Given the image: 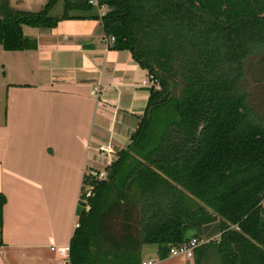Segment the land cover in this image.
Returning <instances> with one entry per match:
<instances>
[{"label": "trees", "instance_id": "16d2710c", "mask_svg": "<svg viewBox=\"0 0 264 264\" xmlns=\"http://www.w3.org/2000/svg\"><path fill=\"white\" fill-rule=\"evenodd\" d=\"M58 1L27 11L0 0L1 46L34 47L25 25L100 18L110 48L129 50L159 83L129 145L94 178L68 264H142L148 245L163 259L213 224L219 239L195 249L196 264L209 245L220 264H264V104L254 90L264 66L251 81L264 63V0H99L103 16L88 0H64L53 15Z\"/></svg>", "mask_w": 264, "mask_h": 264}, {"label": "crops", "instance_id": "0c3cea01", "mask_svg": "<svg viewBox=\"0 0 264 264\" xmlns=\"http://www.w3.org/2000/svg\"><path fill=\"white\" fill-rule=\"evenodd\" d=\"M48 2L10 0L27 11ZM57 9L61 15L64 0L53 15ZM23 29L34 47L8 51L0 44V264H68L57 249L70 246L85 179L129 145L148 103L150 73L129 50L107 46L100 18ZM101 162L104 168L95 166ZM154 255L156 247L146 246L143 262L196 264Z\"/></svg>", "mask_w": 264, "mask_h": 264}, {"label": "built area", "instance_id": "2783aa9c", "mask_svg": "<svg viewBox=\"0 0 264 264\" xmlns=\"http://www.w3.org/2000/svg\"><path fill=\"white\" fill-rule=\"evenodd\" d=\"M88 1L91 5H93L98 9L99 15L101 16L105 15L109 10V7L105 4H101L99 0H88ZM114 42H115L114 36H106L105 43L107 44L108 47H112L114 45ZM145 85L149 87L154 85L156 87H159L158 80L152 74H149V78L147 81H145ZM101 150L103 152H107L108 154L114 153V150L110 146L104 145L101 147ZM89 175H91L93 178L103 179L107 176V169L104 171L93 170L89 173ZM91 187H89L90 189L87 192V197L91 196L92 193ZM80 202H83V199L81 197H80ZM84 209H85V213L87 214L90 211L91 206L87 204ZM75 226L76 228L80 226V220L76 222ZM202 243H204L202 239H199L198 237H193L189 242H185L177 246H172L170 248V255L174 257L183 255L188 258H193L195 249ZM57 250L60 254L64 255L69 260L70 246L59 247ZM154 263H155L154 259H149L148 261H144L142 264H154Z\"/></svg>", "mask_w": 264, "mask_h": 264}, {"label": "rangeland", "instance_id": "374dc122", "mask_svg": "<svg viewBox=\"0 0 264 264\" xmlns=\"http://www.w3.org/2000/svg\"><path fill=\"white\" fill-rule=\"evenodd\" d=\"M62 5V3L60 4ZM22 10V9H20ZM61 13V10H56L55 11V14L59 15ZM260 66H264V63H259V62H254L253 64V72L251 73L252 78L254 79L256 77V74L259 73L258 72V68ZM250 75V76H251ZM258 79V78H256ZM251 80L252 83L256 80ZM254 87H257L255 88V99H256V102H260L259 104L263 105L264 104V82H257L254 84ZM96 167H100V168H104V163H100V164H95ZM94 182V178L91 176V175H88L85 179V184H86V187L84 188V194H83V202H82V206L80 208V210H84L85 211V206L87 204L90 205L89 201L87 200V192L89 191V187H91V185L93 184ZM86 192V193H85ZM91 206V205H90ZM218 225L217 224H213V225H208L205 227L204 231H203V242H207L208 240H212V239H219V235H218ZM209 242V241H208ZM208 258H207V262H205V264H220V256L216 250V248L213 246V245H209L208 246Z\"/></svg>", "mask_w": 264, "mask_h": 264}, {"label": "water", "instance_id": "95a60500", "mask_svg": "<svg viewBox=\"0 0 264 264\" xmlns=\"http://www.w3.org/2000/svg\"><path fill=\"white\" fill-rule=\"evenodd\" d=\"M156 249H157V248H156ZM157 256H158V255H154V257H156V258H157ZM147 257H148V256H146L145 258H147Z\"/></svg>", "mask_w": 264, "mask_h": 264}]
</instances>
